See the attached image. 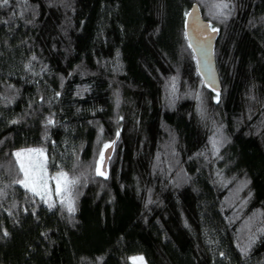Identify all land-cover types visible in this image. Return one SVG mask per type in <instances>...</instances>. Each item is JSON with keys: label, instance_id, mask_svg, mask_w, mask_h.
<instances>
[{"label": "trees", "instance_id": "1", "mask_svg": "<svg viewBox=\"0 0 264 264\" xmlns=\"http://www.w3.org/2000/svg\"><path fill=\"white\" fill-rule=\"evenodd\" d=\"M194 5L218 33V93L185 39ZM21 149L42 150L50 174L77 183L45 202L18 182ZM137 256L264 264V0H9L0 264Z\"/></svg>", "mask_w": 264, "mask_h": 264}, {"label": "water", "instance_id": "2", "mask_svg": "<svg viewBox=\"0 0 264 264\" xmlns=\"http://www.w3.org/2000/svg\"><path fill=\"white\" fill-rule=\"evenodd\" d=\"M217 34V31H213L203 20L198 6H192L185 19V39L196 59L197 74L204 87L216 93L220 91V80L213 55ZM111 153L112 148L109 147L103 154L104 172Z\"/></svg>", "mask_w": 264, "mask_h": 264}, {"label": "rangeland", "instance_id": "3", "mask_svg": "<svg viewBox=\"0 0 264 264\" xmlns=\"http://www.w3.org/2000/svg\"><path fill=\"white\" fill-rule=\"evenodd\" d=\"M32 150V151H29ZM17 153H21V156L17 158L18 165L20 167V164L23 163L25 165V168H28L29 164L32 163L34 165H38V170L42 172L43 176V183L36 186V191L39 192V197L43 198L45 202H55L60 196L65 195L66 192L57 194L56 188H57V181L56 177L50 174V172L47 169L46 165V155L45 153L40 149H21ZM42 153V155H41ZM21 169V167H20ZM23 173V179L25 180V174ZM30 187L32 186L31 181H29ZM28 189V188H27ZM33 192V191H32ZM36 194V192H33ZM141 257L137 256L136 258ZM132 261L134 263V258H132ZM135 264H140V261L137 260ZM143 264H145L143 260Z\"/></svg>", "mask_w": 264, "mask_h": 264}, {"label": "snow or ice", "instance_id": "4", "mask_svg": "<svg viewBox=\"0 0 264 264\" xmlns=\"http://www.w3.org/2000/svg\"><path fill=\"white\" fill-rule=\"evenodd\" d=\"M8 3H9V0H0V6L7 5ZM223 7L226 8L227 4H224ZM213 31H216V29H213ZM49 123H51V121H49ZM108 147L109 145H105V148H108ZM29 151H32V150H29ZM15 155L17 156V158H19L21 156V153H16ZM101 158L103 159V153L101 154ZM20 167H21V171H23L25 174V180L18 181V182L21 183L25 188H28L30 191L36 192V194L39 195V192L36 191V186L43 183L42 172L38 170L39 166L30 163L28 168H25V165L21 163ZM96 171H97V175H105V173L102 172L99 167L96 169ZM55 179L57 181V188H56L57 194H61L66 191H69L70 187L74 185L75 183H77V181L75 180H68L65 173H60V175L56 177ZM29 181H31V184H32L31 187L29 185ZM51 206L52 205H50V207ZM67 209L69 213H74L75 212L74 203L69 201L67 204ZM137 260L140 261V264H143V257L134 258V264Z\"/></svg>", "mask_w": 264, "mask_h": 264}]
</instances>
